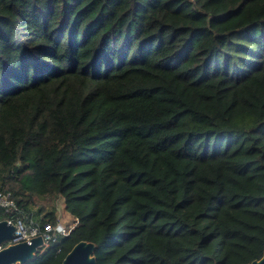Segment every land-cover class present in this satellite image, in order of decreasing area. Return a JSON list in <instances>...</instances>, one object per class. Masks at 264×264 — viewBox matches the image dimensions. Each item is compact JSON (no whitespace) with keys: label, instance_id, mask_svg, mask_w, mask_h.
<instances>
[{"label":"trees","instance_id":"16d2710c","mask_svg":"<svg viewBox=\"0 0 264 264\" xmlns=\"http://www.w3.org/2000/svg\"><path fill=\"white\" fill-rule=\"evenodd\" d=\"M0 194L77 222L25 264L260 259L264 0H0Z\"/></svg>","mask_w":264,"mask_h":264},{"label":"water","instance_id":"95a60500","mask_svg":"<svg viewBox=\"0 0 264 264\" xmlns=\"http://www.w3.org/2000/svg\"><path fill=\"white\" fill-rule=\"evenodd\" d=\"M15 228L9 220H0V247L12 240ZM43 244V238L38 236L30 241L3 246L0 248V264H25L38 255ZM96 248L93 242L81 241L66 254L61 264H98ZM249 264H264V253Z\"/></svg>","mask_w":264,"mask_h":264},{"label":"built area","instance_id":"2783aa9c","mask_svg":"<svg viewBox=\"0 0 264 264\" xmlns=\"http://www.w3.org/2000/svg\"><path fill=\"white\" fill-rule=\"evenodd\" d=\"M0 208L4 209L5 212L12 211L16 208L15 203L10 198V194H0ZM9 221L14 223L16 228L12 240L3 246L30 241L32 238L41 236L44 241L42 249L47 248L51 243H56L59 237L68 236L77 225V222H74L70 226H65L58 221L56 225L45 224L41 229L39 225H28L19 218Z\"/></svg>","mask_w":264,"mask_h":264},{"label":"rangeland","instance_id":"374dc122","mask_svg":"<svg viewBox=\"0 0 264 264\" xmlns=\"http://www.w3.org/2000/svg\"><path fill=\"white\" fill-rule=\"evenodd\" d=\"M44 200L41 201H37L36 205H35V211H38L40 208L43 207V209L49 211L51 209H55L58 219L60 221V223H62L65 226H70L72 225V223H74V221L72 220L73 218H71L68 214H66L65 212V206H64V200L62 198H47L46 201L42 202Z\"/></svg>","mask_w":264,"mask_h":264},{"label":"crops","instance_id":"0c3cea01","mask_svg":"<svg viewBox=\"0 0 264 264\" xmlns=\"http://www.w3.org/2000/svg\"><path fill=\"white\" fill-rule=\"evenodd\" d=\"M65 206V205H64ZM65 212H66V214H68V212L66 211V209H65ZM69 215V214H68ZM70 216V215H69ZM71 217V216H70ZM72 218V217H71ZM73 220V219H72ZM74 221V220H73Z\"/></svg>","mask_w":264,"mask_h":264}]
</instances>
